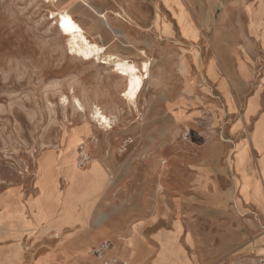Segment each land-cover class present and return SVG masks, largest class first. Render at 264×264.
<instances>
[{
	"label": "rangeland",
	"instance_id": "374dc122",
	"mask_svg": "<svg viewBox=\"0 0 264 264\" xmlns=\"http://www.w3.org/2000/svg\"><path fill=\"white\" fill-rule=\"evenodd\" d=\"M174 2L182 35L195 41ZM112 3L0 0V250L38 254L69 229L76 244L113 248L98 236L116 230L121 248L143 250L177 218L194 230L201 264H264V0H206L216 11L205 35L175 45L148 44L114 19ZM62 9L101 55L144 64L134 103L110 66L69 54L49 13ZM93 105L109 126L91 117ZM79 146L89 155L81 166ZM258 241L263 250L241 253ZM156 255L188 263L174 236L159 239Z\"/></svg>",
	"mask_w": 264,
	"mask_h": 264
},
{
	"label": "crops",
	"instance_id": "0c3cea01",
	"mask_svg": "<svg viewBox=\"0 0 264 264\" xmlns=\"http://www.w3.org/2000/svg\"><path fill=\"white\" fill-rule=\"evenodd\" d=\"M92 1L96 2V0ZM111 1L113 2L112 11L114 12V19H116L120 24H124L126 26L128 25L129 29H135V27L140 28L142 31H144L142 32L143 36H146L147 38L149 37V39H151L147 42L148 44H197L205 35L207 28L213 23L211 16L212 13L216 11L213 6H209L207 3H205L206 0H202V5L200 4L199 0H179L183 6V10L187 14V21H190L191 26L197 30V39L193 41L181 33V25L177 21L179 7L175 4L174 0ZM228 8L229 6L226 5L223 12H228ZM107 11V9L102 8L98 13V16L105 19ZM101 14H104L105 16H101ZM91 37L93 38V35H91ZM159 59L163 58L159 57ZM175 198L177 199V197ZM182 201L184 200L180 197L176 203H182ZM129 210V214H131L130 217L135 218L136 214L134 213V209ZM50 234H52L51 231ZM107 234L109 237L114 238L113 248H110V244L107 257L114 255L113 257L125 262L126 264H130L128 259L133 260L135 264H162L157 263L156 253L159 248V239H164L168 236H174L176 244H179L180 247H182L188 260L187 264H201L197 257L193 254L196 252L197 242L195 240L194 230L188 227L185 228V226L181 223V221L177 220V218L173 219L172 229L170 232L153 234L149 240L153 242L154 245H142L143 250H140L139 248L130 250V248H127L126 246L121 248L122 242L119 241L120 232L116 230H107V233L100 234L98 239L101 236ZM63 235L64 236L61 238V240H59L55 245L41 248L42 250L38 254H35L32 248H30V250H20L17 246H13L2 249L0 250V264H102L101 261L95 256L86 254V252H82V250L85 249V246L94 243H74L78 235H72L70 233V229L65 231ZM178 236H181L180 240H178ZM260 242L261 241H258L253 246H247L243 248L241 253L251 254L256 250H263V248H261L263 244L259 245ZM140 252L144 253V255H137V253L139 254ZM46 253H49L47 258L38 259L41 255ZM256 253L259 255L258 252ZM261 253L263 254L264 252ZM116 254L123 256L118 257ZM133 254H136V256H133ZM127 255H129V258H127ZM225 259L228 260L230 257H224V260ZM238 261H236V264ZM209 264H220V262L218 258H215Z\"/></svg>",
	"mask_w": 264,
	"mask_h": 264
},
{
	"label": "bare ground",
	"instance_id": "6f19581e",
	"mask_svg": "<svg viewBox=\"0 0 264 264\" xmlns=\"http://www.w3.org/2000/svg\"><path fill=\"white\" fill-rule=\"evenodd\" d=\"M47 1L53 2L55 0ZM49 13L50 18L54 19L57 31L64 37L66 49L69 54L83 58L84 61L94 58L98 63L104 66H110L112 71L115 72V75L111 74L108 75V77L113 81L114 77H118L123 85L121 96L129 103H134L139 92L143 90L144 80L141 67H143L144 64H141L142 66L140 64L137 65L135 62L120 59L117 55L111 53L101 55L103 47L91 39L90 35H88V31L83 25L74 20L67 9H62L61 11L51 10ZM65 21H70V23L65 24ZM146 71L147 69H145V72ZM74 101L78 108L84 110L83 104L80 103L79 100L75 99ZM91 117L102 127H107L111 123L110 117L97 105L92 106ZM10 225H12V223H10Z\"/></svg>",
	"mask_w": 264,
	"mask_h": 264
},
{
	"label": "built area",
	"instance_id": "2783aa9c",
	"mask_svg": "<svg viewBox=\"0 0 264 264\" xmlns=\"http://www.w3.org/2000/svg\"><path fill=\"white\" fill-rule=\"evenodd\" d=\"M78 148H79V152H78L77 162H78V165L81 166L84 162L88 160L89 155L88 153H86L83 146H79ZM109 247H110V243L107 240H101L97 244L92 246L88 250V252L91 255L98 258L103 264H126L125 262L120 261L115 257L109 258V259H107V257L101 258L102 255L107 251V249H109ZM258 263L263 264V259L259 260Z\"/></svg>",
	"mask_w": 264,
	"mask_h": 264
},
{
	"label": "snow or ice",
	"instance_id": "6c2138e0",
	"mask_svg": "<svg viewBox=\"0 0 264 264\" xmlns=\"http://www.w3.org/2000/svg\"><path fill=\"white\" fill-rule=\"evenodd\" d=\"M70 23V21H65V24H69ZM74 27V26H73Z\"/></svg>",
	"mask_w": 264,
	"mask_h": 264
}]
</instances>
